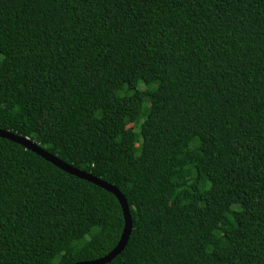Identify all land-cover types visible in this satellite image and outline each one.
Listing matches in <instances>:
<instances>
[{
  "label": "trees",
  "instance_id": "obj_1",
  "mask_svg": "<svg viewBox=\"0 0 264 264\" xmlns=\"http://www.w3.org/2000/svg\"><path fill=\"white\" fill-rule=\"evenodd\" d=\"M0 129L124 196L106 264H264V0H0ZM122 225L0 137V264L96 259Z\"/></svg>",
  "mask_w": 264,
  "mask_h": 264
},
{
  "label": "water",
  "instance_id": "obj_2",
  "mask_svg": "<svg viewBox=\"0 0 264 264\" xmlns=\"http://www.w3.org/2000/svg\"><path fill=\"white\" fill-rule=\"evenodd\" d=\"M0 137L7 139L9 141H12L14 143L19 144L23 149L29 150L36 155L40 156L42 159L45 161L51 163L58 169L70 174L74 175L78 178L84 179L102 189L105 191H108L111 193L115 199L117 200L122 218H123V225L122 229L119 235V238L116 242V244L112 247L110 251H108L106 254H104L101 257H98L96 259L88 260V261H81V262H75L73 264H106L110 259H112L116 254H118L123 246L126 243L129 231L131 229V220H130V215L128 211V206L126 204L124 196L120 193V191L112 184L107 183L106 181L95 177L91 175L90 173H86L84 171H81L70 164H67L63 161H61L59 158L54 156L53 154L43 150L38 146V144H35L33 141L27 139L26 137H22L19 135H15L7 130L0 129Z\"/></svg>",
  "mask_w": 264,
  "mask_h": 264
}]
</instances>
